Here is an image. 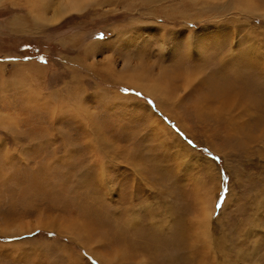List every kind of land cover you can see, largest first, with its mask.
<instances>
[{
	"label": "rangeland",
	"instance_id": "obj_1",
	"mask_svg": "<svg viewBox=\"0 0 264 264\" xmlns=\"http://www.w3.org/2000/svg\"><path fill=\"white\" fill-rule=\"evenodd\" d=\"M63 1L0 0V264H264V0Z\"/></svg>",
	"mask_w": 264,
	"mask_h": 264
},
{
	"label": "bare ground",
	"instance_id": "obj_2",
	"mask_svg": "<svg viewBox=\"0 0 264 264\" xmlns=\"http://www.w3.org/2000/svg\"><path fill=\"white\" fill-rule=\"evenodd\" d=\"M88 1L92 2L91 0H64L62 3H60L58 5V7L56 8V10L54 11L53 9V17L51 18V21H57L59 19H61V17L67 13L70 12H78L80 10H82L85 5L88 3ZM58 3V1H57ZM89 5V4H88ZM57 6V5H56ZM48 9V8H47ZM55 14V15H54ZM234 69V68H233ZM188 70V69H187ZM192 70V69H191ZM234 71V70H233ZM239 72V71H238ZM241 72V71H240ZM138 71L136 72L135 69L131 70L130 72H124V74L122 75L124 80L130 85V87L132 88H137L140 89L150 95H158L159 89L157 87V85L151 83L150 81L146 80L145 78H139L138 76ZM182 74V73H181ZM192 74L189 73H185L183 74L181 77L183 78L184 81L190 80L192 79L191 76ZM213 76V75H212ZM210 77V76H209ZM226 77V76H225ZM213 78V77H212ZM221 78V77H220ZM218 78V79H220ZM217 79H215L216 81ZM226 80V79H225ZM243 80V79H242ZM241 80V81H242ZM214 81V80H212ZM211 81V82H212ZM203 83V82H202ZM239 81L235 80V79H231L229 82V85L226 86L225 89H223L221 91L222 95H224L226 98L223 99V101H220L219 99H221V94L217 93L216 90L214 89H209V92L207 94H209L210 97L208 99L209 102H213V99L215 98L217 101L221 102L218 103V105L216 106L217 111H223L225 109V112L229 109H231L232 106H234V103H236V105L238 106L243 105L244 103L241 102V99H239L241 97V95H245L247 92H244V89L241 85H238ZM243 84V82L241 83ZM226 84H223V86H225ZM159 86V85H158ZM222 85L220 86L221 88L223 87ZM210 87V86H209ZM213 87V86H212ZM215 87V85H214ZM211 88V87H210ZM199 89V88H198ZM220 89V88H219ZM234 91L237 93H234ZM200 97V96H199ZM206 97V95L204 96ZM197 98V97H196ZM198 101V100H197ZM244 101V100H243ZM207 103V101H205ZM254 102V101H253ZM199 104V103H198ZM206 106V108H211V106L209 104H204ZM215 105V104H214ZM213 105V106H214ZM251 105V104H250ZM200 106V105H199ZM225 107V108H224ZM215 109V110H216ZM200 111H202L201 109H199ZM222 113V112H221ZM217 115V114H216ZM224 115V114H223ZM174 116V115H173ZM200 116V115H199ZM220 116V115H219ZM222 117V116H221ZM240 117V116H239ZM227 119V118H226ZM156 122V121H155ZM162 122V121H161ZM162 125H164L162 123ZM157 127V126H156ZM220 127V126H219ZM164 133L167 134V136H170V133L168 130L165 129V127H163V129H161ZM224 130V129H223ZM230 136V135H229ZM236 139V138H235ZM245 142V141H244ZM178 145V144H177ZM198 158V157H197ZM209 164V163H208ZM210 206H207L206 209L202 212V216L198 219V221L196 222L199 230L202 232V234L205 236L206 239V235H207V231H208V226H209V221H211V208L209 209ZM132 227H134L133 224H131ZM47 227H52L50 224H47ZM36 228H44V226L40 225V222L38 224H36V226H34L32 229L28 230V231H24L22 233H29L31 231H33ZM12 229H15L14 226L8 224V223H4L2 227H0V232H3L5 234H9ZM50 229V228H49ZM20 233V235L22 234ZM201 234V235H202ZM194 235V234H193ZM155 237V236H154ZM196 241L199 238V233L196 234ZM152 239V238H151ZM159 239V238H158ZM195 239V238H194ZM204 239V240H205ZM133 240V239H132ZM145 240V239H144ZM155 240V239H154ZM160 241V239H159ZM125 243V242H124ZM207 243V244H206ZM206 246H208V241H206ZM209 247V246H208ZM145 249V248H144ZM89 250V249H88ZM147 250V249H146ZM98 258L101 260V262H106L105 258H103L102 254L98 255ZM96 256V257H97ZM163 257V256H162ZM123 260V259H122ZM143 262L140 263L141 264H145V259ZM201 264H203V262H201Z\"/></svg>",
	"mask_w": 264,
	"mask_h": 264
}]
</instances>
